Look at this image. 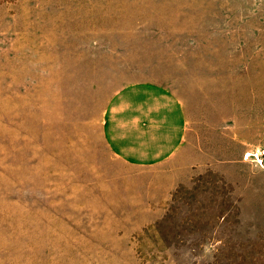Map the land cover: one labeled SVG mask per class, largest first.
<instances>
[{"label":"rangeland","instance_id":"1","mask_svg":"<svg viewBox=\"0 0 264 264\" xmlns=\"http://www.w3.org/2000/svg\"><path fill=\"white\" fill-rule=\"evenodd\" d=\"M163 88L181 145L103 134ZM264 0H0V264H264Z\"/></svg>","mask_w":264,"mask_h":264},{"label":"crops","instance_id":"2","mask_svg":"<svg viewBox=\"0 0 264 264\" xmlns=\"http://www.w3.org/2000/svg\"><path fill=\"white\" fill-rule=\"evenodd\" d=\"M109 112L103 129L106 142L116 156L130 164H158L182 143L184 111L161 87H130L116 97Z\"/></svg>","mask_w":264,"mask_h":264},{"label":"built area","instance_id":"3","mask_svg":"<svg viewBox=\"0 0 264 264\" xmlns=\"http://www.w3.org/2000/svg\"><path fill=\"white\" fill-rule=\"evenodd\" d=\"M244 161L256 162L262 164L264 162V149H257L255 151L246 152L243 155Z\"/></svg>","mask_w":264,"mask_h":264}]
</instances>
